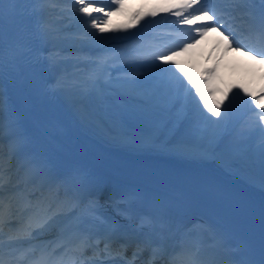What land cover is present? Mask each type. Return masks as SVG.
I'll return each instance as SVG.
<instances>
[{
	"label": "bare ground",
	"instance_id": "obj_1",
	"mask_svg": "<svg viewBox=\"0 0 264 264\" xmlns=\"http://www.w3.org/2000/svg\"><path fill=\"white\" fill-rule=\"evenodd\" d=\"M125 2L130 6L142 4L144 2L147 4L145 13L155 12L157 15L166 8L172 9L173 6L181 3L182 0H125ZM104 4L106 5L105 7L111 6L108 2ZM18 5H20L19 8L21 13L23 10L26 11V9L29 11V15L23 14L19 16L25 25L23 31H25L26 34L24 33L22 35L23 43L20 46L21 52L19 51V53L16 54V52L13 51V53L7 57L3 51V61L9 63L6 65L7 69H2V75L13 77L12 69L14 68V72H17L16 77L18 81L19 73H22L21 70L27 68L28 72L26 78L29 82L35 80L33 76H36L43 84H41V88L45 95L43 97L42 94V101L44 102V99L48 101L47 103L51 105L54 113L57 114L60 124L63 123L67 131L75 137V139L71 141L74 144L78 142L82 143L83 149L90 151L93 156L98 153L100 156L104 155L115 164H118V167H106L110 173H113L110 179H113L118 182L119 185L129 189L132 194L133 191L126 183L130 186H136V184H132L131 181L133 180L135 182H145L150 185H157V180H159L161 184H166L167 182L173 183L174 187L170 192L178 196V200L181 199L182 202L187 205L190 201L189 192H200L202 196L200 194L198 200L202 203V211L208 212L209 204L212 203H214V205L223 204L224 206L232 204L238 209L237 212H239L238 214L240 215L236 216V218L243 219L245 224L252 223L255 225L257 229V238L264 242V179H254L250 176L249 169H247L246 165L248 162L247 153L244 149L239 147L237 157L240 166L235 170L234 166L231 167L229 165V161L225 159L221 149L214 148L210 150L202 149L197 146L194 147L187 143H173L171 132H168V140L166 142H157L153 141V139L141 141L138 136L129 133L126 128L123 127V130L121 124L118 125L117 129H109L105 127L102 122L94 121L92 116L84 112L83 109V97L89 92L92 93L95 99L101 102V104L106 103V100H104L105 94L116 96L121 92L125 97L135 100L136 106L139 108L142 107V109L151 107L153 103L165 102V99L162 98V93L156 90L155 87L151 86V88H147L143 85L141 79L135 78L133 89L129 84L130 77L127 78V76H125V78L113 80L109 72L107 76L104 77L103 83L108 85L104 88H102L100 84L90 81L89 75L85 76L81 72L75 73L72 80H79L81 83L91 84L92 88L84 95L72 93L65 84L66 69L62 66L59 53H62L64 50L68 52L70 56H77L82 55L81 49L85 47H95L98 45L95 29L94 32L92 30H84L74 32L73 34L70 33L69 35L75 37V42L72 45L67 41L59 39L50 42L45 33L48 27H54V23L50 20L49 10L38 9L40 5L44 7L48 4L21 3ZM139 13L143 14V10L141 9ZM96 16L97 15L93 14L92 18ZM221 32L227 35V33L221 29L217 30V28H211L203 36L188 40L186 44L189 46L183 51H178V54L173 55L172 59L178 63L180 68L185 72L191 71L192 73L193 71H200L203 68L204 62L216 64L213 75L208 79L207 83L202 85V88H204L206 84L213 85L214 89L216 86L220 88L217 92V103L221 101H223V103L220 105L221 117L217 120L215 136L228 143L229 140H231V134L230 132H224L225 124H223L226 118L224 111L228 103L225 83L231 80L232 89L235 88L238 92L247 90L248 92L260 94L261 90L264 89V63H261L259 59H253V54L247 55V49L237 50L235 41L233 42L234 46L232 48H227V42L224 40V36L221 35ZM2 46L11 49V46L9 47L3 40ZM15 48L16 47H12L13 50ZM179 48H183V45ZM53 51L58 52V55L55 59L50 60L48 57ZM16 58H20L19 61L21 62L17 63L15 60ZM10 61H12V63H10ZM157 62L160 63L158 60ZM86 63V66L90 68L95 70L100 69L97 63H92V61ZM11 65L13 68H11ZM164 66L172 67L171 64H165ZM156 74L160 76V71H156ZM188 76L191 78V75L188 74ZM192 80L200 83L196 78ZM3 81L7 82L9 86L12 85L7 80ZM183 85H188L187 79L183 80ZM30 88H32L31 85ZM22 89L19 90L22 91ZM181 90H183L181 95L184 98L177 112H180L183 116L184 113H187L191 108L197 105V100L199 98L195 94L194 88L191 93H188L184 86L181 87ZM10 91L11 90H7V92H5L6 94H4L9 109V112L5 116V125L13 127L14 122L11 124L10 119L14 117L13 113L15 107L21 108L24 112H27V114L29 113L24 104L16 99L15 93ZM16 93L20 96L18 90ZM179 98L178 95V97L173 100L176 105L178 104ZM29 116L32 119L30 114ZM219 122L221 123L219 124ZM49 128L52 129V127ZM231 133L235 132L232 131ZM31 136L34 137L35 135L31 134ZM34 138V140L40 141L36 136ZM260 138L261 135L259 139ZM49 145L52 147L48 148L49 152L54 156L56 161L63 166L65 173L68 175L86 167H91L92 169L101 167V165L105 167L100 160V156H89V158H85L84 160L82 157L79 161L83 162H72L73 160L67 158V155H65L58 146L52 145L51 143ZM110 145L122 147L130 152L139 153L141 157L165 156L179 163L174 167L175 170L170 168H165L164 170L155 165L142 164L135 160H130L127 157H121L116 153H110L107 149ZM56 152L66 158L57 155ZM122 167H124L125 170L130 169L131 171L138 170L147 172L152 177L136 174L135 172L133 174L121 172ZM127 179H131V181L125 182ZM176 187H180L183 191H176ZM220 187L232 191L235 197L231 194L228 195L224 193V191L219 189ZM99 190H104V192L107 193L109 192V189L102 185ZM236 197H240L241 199L237 200ZM169 199H172L171 201L176 200L171 195ZM242 199L245 201L244 203ZM255 202L258 205H255ZM220 210L221 208H218L211 212L215 213V211H217L218 213ZM201 229V226L197 223L195 227L191 229V234L199 235L202 231ZM205 232H207V230L202 231V233Z\"/></svg>",
	"mask_w": 264,
	"mask_h": 264
},
{
	"label": "snow or ice",
	"instance_id": "obj_2",
	"mask_svg": "<svg viewBox=\"0 0 264 264\" xmlns=\"http://www.w3.org/2000/svg\"><path fill=\"white\" fill-rule=\"evenodd\" d=\"M11 4L34 3V4H54L57 0H8ZM68 3L78 5L76 12L82 17L91 18L88 26L92 29H97L103 33L108 31L101 27L102 23L106 21L98 20L93 17V13L99 12L107 17L112 13L106 11L104 8L95 6L99 0H66ZM5 0L0 2V79H2L3 68V7ZM116 5L115 11H120L123 6L122 0H113ZM198 5V7H194ZM181 9L174 14L179 19V24H186L190 27L196 35L203 36L211 28H225L226 21L237 22L241 29V39H237V33L231 28H225L228 35L221 32L224 40L227 42L226 47L232 48L235 45L237 50H245L247 55H252L253 59H259L264 63V0H182L181 3L175 5ZM192 9L188 15L184 12ZM61 13L65 10L61 9ZM164 11H171L170 8ZM155 12L136 13L133 16V21L139 23L145 16H155ZM199 25V26H196ZM128 25L127 27H131ZM196 26V27H194ZM62 29L48 27L46 35L50 42L58 39L74 44L75 37L72 35L60 36L59 32ZM94 35V34H93ZM231 37V38H230ZM255 39L260 46H250L242 41L244 39ZM189 45L184 44L183 48L176 46L175 48H168L163 51L153 52L151 59L153 61H160L156 67L160 70V79L167 84H179L186 88L191 93L194 88L195 94L199 97V103H202L203 108L207 109L212 116L221 117V104L214 103L209 100L208 95L202 88L204 81L197 83L192 80L187 72L180 68L172 56L178 54V51H183ZM58 55V52L53 51L49 55V59L53 60ZM78 65L82 61L75 58ZM92 63H96L93 61ZM165 64H171L172 67H164ZM187 79L188 85H183V80ZM89 80L97 82L95 74L90 75ZM129 84L133 87L135 85V78H129ZM190 86V87H189ZM244 95L250 97L249 103L255 105V109L259 112L255 113V125L259 131L261 143V168L264 170V89L260 94L242 90ZM255 109L253 111L255 112ZM9 112L6 98L2 88H0V264H20L19 259L14 260L12 252L15 249L12 247L17 243L29 242L37 239L38 235L51 230H57V237L55 241H50L40 245H33L32 249L27 251H34L39 248L41 256L36 264H111V261L117 258L113 254L110 242L96 239L93 242L85 220L87 216L95 212L92 206L93 201L84 206L85 199L90 195L89 185L91 183L87 172L76 170L73 173L58 179L46 161H40L33 164L25 172L22 180L12 183L11 173L9 171L12 156L15 154V149H10L8 164H5L3 151V134L5 126V116ZM210 119V118H209ZM183 116L180 112H176L168 120L163 122L164 129H170V126L175 123H180ZM160 130L158 124L155 131ZM153 138L150 133L148 140ZM158 138V137H157ZM38 178V179H37ZM84 206V207H82ZM14 224H20L21 227L15 228ZM5 228L8 229L5 233ZM6 237V238H5ZM103 242V248L100 247ZM221 246L224 248L225 256L221 260L203 261L199 259L198 250L192 254V259L188 264H264V246L261 249L259 260H255L245 248L242 243L233 245L232 243L221 239ZM8 248V256L5 258V247ZM93 250L91 257L86 253ZM142 249H138L132 253L130 259L120 258L124 264H137V259L142 255ZM162 249L155 247L151 251L150 258L145 264H157V257L160 256ZM57 253H60L58 256ZM167 264H180V262L173 257Z\"/></svg>",
	"mask_w": 264,
	"mask_h": 264
},
{
	"label": "rangeland",
	"instance_id": "obj_3",
	"mask_svg": "<svg viewBox=\"0 0 264 264\" xmlns=\"http://www.w3.org/2000/svg\"><path fill=\"white\" fill-rule=\"evenodd\" d=\"M107 2L111 3V0H106ZM113 1V0H112ZM2 2V0H0ZM104 2V0L102 1ZM123 6L121 7L120 11H115V8H107V11H110L112 14L104 18H96L98 20H105V23H102L100 26L108 29V31H105L103 33L99 32L97 29H95V36L96 40H104V42L109 38H115L116 35L119 36H126L128 32L133 30L134 27L137 26V23L133 21V18L130 14V5L125 2V0H122ZM20 5L11 4L8 2V0H5L4 7H3V25L2 29L4 30V35H2V40L10 47L11 49L7 47H3L4 54L8 57L10 54L16 52V54L19 53L20 46L23 43V34L26 32L23 31L25 25L22 22L21 18L19 16L24 12L28 14V10H23L21 13V10L19 8ZM78 8V5H69L66 0H57L56 3L47 5V6H41L38 8L39 10H49L50 14V20L54 23V27L56 29H62L63 31L59 32L60 36L69 35L72 34L74 31H81V30H92L94 32V29L90 28L88 26V22L86 21L84 24L85 17H82L78 14V12L75 11V9ZM61 9L65 10L63 13H61ZM29 15V14H28ZM113 15H115L113 17ZM70 18V19H69ZM69 19V20H68ZM62 22V23H61ZM140 22V21H139ZM85 27H84V26ZM128 25H132L131 27H127ZM84 28V29H83ZM23 31V33H22ZM62 40V39H59ZM12 47H16L14 50ZM68 55V54H65ZM70 55V54H69ZM61 58V57H60ZM59 58V59H60ZM65 58V57H64ZM62 59V66L64 69H66V78H65V84L68 87L69 91H72V93H78L81 95H84L87 93L92 87L91 84L88 83H81L77 81L71 80L72 77H74L75 73L82 72L84 74L88 73V69H84L83 67H78L76 64L75 58H79L82 62H90L91 60H86L83 57H77L74 56H67L66 59ZM20 58H16V62L20 63ZM108 61H104L101 66H107ZM7 62V61H6ZM9 63V62H7ZM12 63V61H10ZM80 64V63H79ZM76 66V67H75ZM11 68L13 66L11 65ZM14 69V68H13ZM12 71L14 72V70ZM27 68H23L21 70L22 73H19V78H24L25 81L29 82L26 78L27 76ZM100 73L98 76H95V79L97 82L96 84H100L102 88L107 87L108 85H105L104 80L102 79L104 76H106V69L104 67H100ZM17 72H14V78L17 81L16 77ZM101 77V79H100ZM149 78H140L142 81V84L145 85L147 88H151V86L155 87L156 90H159L162 93V98L165 99V102H157L153 103L151 107L149 108L150 111L147 113L143 112L142 108H137L136 102L133 99L129 98H120L121 92L118 93V98L116 100H110V94L104 95V100H106V103L101 104V102H98L92 93H88L85 97H83V109L84 112L87 114H90L92 116V119L96 122H102L105 127H108L109 129H117L118 125L121 124V128H126L129 133H132L135 136H138L140 140H146L148 135L151 133L153 136V141L162 142L161 140L168 139V132H173V124L170 126V129H164L163 128V122L168 120L170 118L168 111V106L171 107V104L173 103V100L176 99L179 95V101L178 104L182 101V95L179 94V91L176 89L175 84H167L165 82H162L160 79V76L155 74H150ZM35 80L29 82L32 88H27L26 93H23L26 100L31 102L33 105V112L37 114L39 124H41L44 128H47V125L49 127H53L51 124V121H56L57 114L54 113L51 105L47 103L48 101L44 99V102L42 101V94L43 97L45 93L43 92L41 88L42 82H40L36 76H33ZM23 84V82H22ZM21 84V87H22ZM216 93H212L210 95L209 100L217 103V99L215 102ZM197 107V106H196ZM200 107V108H199ZM201 109V116L203 119V124H199L196 129L189 134L188 136H173V143H182L186 142L194 147H200L202 149L209 148L210 150L217 146L218 139L216 138V125L218 117L212 116L211 113L207 111V109L203 108L202 103H198L197 109ZM142 109V110H141ZM141 110V111H140ZM175 109L172 111V116L175 114ZM145 113V114H143ZM150 115L152 117L151 126H148V120H146V116ZM210 118V119H209ZM224 119V118H223ZM206 122V123H205ZM221 122H219L220 124ZM160 125V130L155 131L157 125ZM62 128L64 126L60 124ZM124 130V129H123ZM185 131V129L183 130ZM63 134L64 132H68L67 128H64L62 130ZM65 137L72 139V135L65 134ZM158 137V138H157ZM166 142V141H164ZM246 143L243 144V146ZM222 146V152L224 153L225 159L229 161L235 168H238L237 165V153L239 146H242L241 144H238L236 146H227L225 144ZM251 160L249 164L247 165L248 169L250 170V175L254 179H264V170L261 168V162L258 165V161L261 160V147L256 152H253L251 155ZM258 165V166H257ZM257 166V168H255ZM254 167V169H253Z\"/></svg>",
	"mask_w": 264,
	"mask_h": 264
}]
</instances>
